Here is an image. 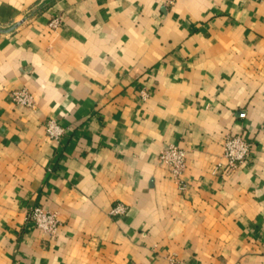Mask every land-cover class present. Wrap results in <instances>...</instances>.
Returning <instances> with one entry per match:
<instances>
[{"label": "crops", "instance_id": "0c3cea01", "mask_svg": "<svg viewBox=\"0 0 264 264\" xmlns=\"http://www.w3.org/2000/svg\"><path fill=\"white\" fill-rule=\"evenodd\" d=\"M230 133L251 155L215 172ZM170 143L186 189L158 160ZM171 257L264 264V0H0V264Z\"/></svg>", "mask_w": 264, "mask_h": 264}, {"label": "built area", "instance_id": "2783aa9c", "mask_svg": "<svg viewBox=\"0 0 264 264\" xmlns=\"http://www.w3.org/2000/svg\"><path fill=\"white\" fill-rule=\"evenodd\" d=\"M177 0H166L167 3H174ZM61 19L56 17L50 21L52 28L60 25ZM13 101L20 106L34 108L36 100L33 94L27 88H19L12 91ZM144 99L147 98L148 92L142 91ZM48 136L54 140H60L66 132V129L57 120L50 119L46 124ZM225 161L216 164L215 172H226L228 170L239 168L244 164L251 155L252 144L240 134H227L223 143ZM158 160L164 164L174 180L179 184L181 189H186V183L183 181V174L187 167L186 150L176 143L168 144L158 155ZM127 207L118 203L112 208L113 214H124ZM27 218L33 221L36 226L54 237L58 233L61 224L59 215L56 211L48 210L43 206H35L27 214ZM173 264H185L183 261L174 257L170 258Z\"/></svg>", "mask_w": 264, "mask_h": 264}]
</instances>
